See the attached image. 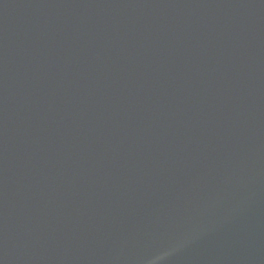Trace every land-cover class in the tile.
Returning a JSON list of instances; mask_svg holds the SVG:
<instances>
[{"label":"water","instance_id":"water-1","mask_svg":"<svg viewBox=\"0 0 264 264\" xmlns=\"http://www.w3.org/2000/svg\"><path fill=\"white\" fill-rule=\"evenodd\" d=\"M0 264H264V0H0Z\"/></svg>","mask_w":264,"mask_h":264}]
</instances>
